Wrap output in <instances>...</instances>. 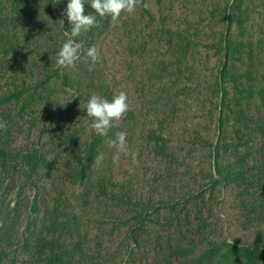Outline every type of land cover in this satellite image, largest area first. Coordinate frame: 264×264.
I'll return each mask as SVG.
<instances>
[{
  "label": "rangeland",
  "instance_id": "obj_1",
  "mask_svg": "<svg viewBox=\"0 0 264 264\" xmlns=\"http://www.w3.org/2000/svg\"><path fill=\"white\" fill-rule=\"evenodd\" d=\"M50 1H21L25 11L36 8L35 19L41 22V25L25 22V32L21 39V52L26 53V61L38 68L41 63H38L35 57L44 52V61H53L62 43L69 38L65 31L70 32L71 28L67 17L62 15L68 0H60L55 5L54 0ZM219 1L225 3L227 0H141L134 13L122 15L117 24L110 22L98 39L84 46L85 49L96 46L100 52V60L95 66L97 74L84 73L77 63L74 67L63 69L69 86L77 89L75 82L82 84V89H78L77 98L72 90L63 89L69 102L74 103L79 99L81 105V109L78 108L80 115L69 117L66 125L70 133H76L80 144L92 133L96 134L90 127L92 118L83 110H86V103L92 94L102 95V82H108L114 94L120 91L128 94L135 120L133 123L118 121L115 133H128V152L138 153L137 163L133 165L130 155L119 153V164H113L112 157L117 154V150L110 147L107 141L101 146V153L105 155L102 171L108 182L106 187L109 192L113 191L118 208L112 203L105 204L103 199L94 201L92 196L87 200L82 199V189L73 187L66 174H57L54 171H51V180L42 177L44 194L41 191L36 193L25 189L21 198L28 197L29 200L39 201L43 195L49 207L56 205L52 200L58 198L61 206L57 207L63 212L64 206L72 205L80 210L86 208L85 210L93 211V214L106 211L124 218L127 211L138 208L139 203L176 199L183 194L187 186L192 188L194 179L201 184V178H207V173L216 166L213 156L209 158L205 150L222 139L225 140L226 151H223L221 156L223 162L219 161L221 173L225 172L223 166L240 171L242 166L256 168L264 163V158L260 159L258 155L256 161H259V164L252 162L255 160L252 157L264 146V137L257 134L258 126H252L247 121V115H252L255 121L264 123V0H243L244 30L241 33L244 37V66L233 63L244 77V125L249 127L247 131L244 129V143L235 141V131L240 125L235 122L233 115L229 114L234 110L232 105L227 103L234 94L233 83H220L221 88L227 91L225 97L221 96L215 85V78L222 65L220 56L223 52L218 39L221 26L210 21L209 17L213 12V5ZM19 7L18 3L13 6L16 10H19ZM84 7L85 14H95L90 5L85 4ZM60 20L64 21L63 26ZM185 24L203 26V29L192 30L186 34L198 45L191 44L186 49L175 46L172 49L167 46L168 27L174 31L184 30ZM82 35L83 33L74 39L80 42ZM215 39L216 42L213 41ZM238 39L240 40V37ZM226 106L231 109L226 110ZM218 128H222L219 133ZM59 130L60 126L57 128L58 133ZM152 132L169 134L170 146L174 150L172 159L162 160L153 153L151 144L146 142V136ZM57 138L60 148H65L66 141L60 136ZM206 141L210 142V145L203 144ZM22 142L21 144H26L24 140ZM60 153V158L55 161L61 164L67 157L64 151ZM238 157H244V164L238 163ZM234 164L236 166H233ZM129 167L134 168L131 174ZM66 168L65 165L56 167L60 170ZM166 170H176L175 173L180 174V177L174 178L172 175L168 179ZM232 181L233 178L229 182L221 181L214 188L211 192L213 211L206 215L202 210V215L203 218L210 216L208 224L215 222L216 236L219 239L234 236L241 241L248 240L250 234L244 231L246 223L242 213L250 204L242 198L243 184ZM52 185L55 190L51 188ZM202 192L208 194L210 189L205 187ZM165 216V213H161L160 218L163 220ZM155 218L153 217V220ZM162 224L157 219L149 226ZM106 228L108 229L105 227L104 230ZM124 231L122 228L112 235L102 236L103 245L100 243L98 246V241L89 243L90 253L98 250L101 259L99 264H164V255L156 254L154 246L142 243L139 251H136L131 246L130 238L124 236ZM91 234L94 236L95 230Z\"/></svg>",
  "mask_w": 264,
  "mask_h": 264
},
{
  "label": "trees",
  "instance_id": "obj_2",
  "mask_svg": "<svg viewBox=\"0 0 264 264\" xmlns=\"http://www.w3.org/2000/svg\"><path fill=\"white\" fill-rule=\"evenodd\" d=\"M21 1L0 0V121L7 125L6 131H0V264H99L98 250L90 253L89 243L98 241V246L100 243L103 245L102 236L112 235L122 228L125 229L124 236L130 238L131 246L136 251H139L142 243L154 246L156 254L164 255V264H264V163L256 168L242 166L240 171L223 166L225 172L221 173L219 161L223 151H226L224 139L205 150L209 158L213 156L216 166L207 173V178H201V184L194 179L192 188L187 186L176 199L139 203L138 208L128 210L124 218L106 211L93 214V211L86 208L80 210L71 204L64 206L63 212L57 207L61 206L58 198L52 200L56 205L49 207L43 195L39 201L21 198L25 189L44 194L42 177L51 180V171H54L66 174L73 187L81 188L82 199L87 200L92 196L94 201L103 199L105 204L112 203L118 208L113 191L107 190L103 163H96L101 146L114 136L117 126L111 129L108 137L92 133L83 145L76 133H70L66 126L68 118L79 116L78 108L81 109V105L79 99L74 103L69 102L63 89L72 90L77 98L82 84L75 82L77 89L69 86L67 75L55 64L56 58L45 62L44 52L35 57L41 63L39 68L28 64L26 53L21 52V39L25 32L23 24L30 22L41 25V22L35 19L36 8L25 11ZM16 3L20 4L19 10L13 8ZM210 15V21L221 26L218 39L223 52L215 85L221 96L225 97L227 91L221 88L220 83H233L234 94L227 103L234 110L229 114L240 125L235 131V141L244 143V129L247 131L248 127L244 125V77L233 64L244 66V37L241 33L244 30L243 0L216 2ZM52 17L55 19L54 14ZM97 20L100 26L80 37L84 46L98 39L111 22L110 18H100L98 15ZM184 27V30L176 31L168 27L167 46L186 49L191 44L198 45L186 34L203 29V26L185 24ZM213 41L216 42V39ZM77 66L84 73H98L95 69L97 63L92 65L90 60L82 58ZM100 89L101 96L111 100L114 91L109 83L102 82ZM226 107L228 111L231 109L230 106ZM134 120L135 113L130 107L120 122L133 123ZM255 120L254 116L247 115L248 123L258 126L257 134L264 137V123ZM221 129L218 128V133ZM57 136L66 141L65 148H60ZM23 140L26 144H21ZM146 142L151 144L153 153L160 159H172L174 150L170 146L169 134L152 132L146 136ZM203 144L210 145V142ZM259 150L252 157L255 159L252 162L257 165L259 161H256V156L264 158V146ZM61 151H64L67 159L64 158V163L60 164L55 160L60 158ZM50 156H54L51 161L48 159ZM238 158V163L244 164V157ZM64 165L67 167L65 170L56 169ZM175 172L166 170L168 179L172 175L174 178L180 177ZM232 178L233 183L243 184L241 196L250 204L242 213L246 223L244 231L250 234L248 240L241 241L234 236L219 239L215 222L208 224L210 216L203 218L202 215V210L206 215L213 211L211 192L214 188L221 181L229 182ZM205 187L210 189V193L202 192ZM51 188L55 190L54 185ZM161 213L166 214L163 220ZM153 217L160 220L162 226H149L155 221ZM105 227L108 229L104 230ZM94 230L93 236L91 233Z\"/></svg>",
  "mask_w": 264,
  "mask_h": 264
},
{
  "label": "clouds",
  "instance_id": "obj_3",
  "mask_svg": "<svg viewBox=\"0 0 264 264\" xmlns=\"http://www.w3.org/2000/svg\"><path fill=\"white\" fill-rule=\"evenodd\" d=\"M59 2L60 0H54L53 5ZM85 4L90 5L95 14L91 12L85 14ZM140 4L141 0H68L62 15L67 17L71 28L70 32L65 31V35L69 36V38L62 43L56 54L55 64L57 67L62 69L74 67L82 58L86 61L90 60L92 65L99 62L100 52L96 46L85 49L83 43L77 42L74 38L90 31L94 27L98 28L100 25L97 15L100 18H110L112 24H117L122 15L126 16L134 13ZM60 23L63 26L64 21L60 20ZM128 111H130L129 98L125 91L114 94L111 100L92 94L86 103V114L92 118L90 127L97 135L102 137H108L111 129L117 126V122L122 120ZM6 130V123L0 121V131ZM107 143L110 147L117 150V154L112 157L113 164H119V153L130 155L133 165L137 163L138 153L128 152V133L126 131L116 132L114 137L107 140ZM48 159L51 161L54 156H50ZM104 159V153H100L96 158V163L100 164ZM128 171L131 174L134 172V168L129 167Z\"/></svg>",
  "mask_w": 264,
  "mask_h": 264
}]
</instances>
